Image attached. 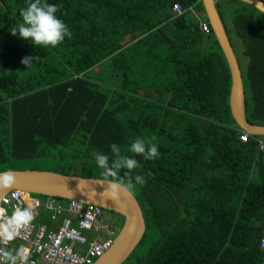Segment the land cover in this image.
I'll return each mask as SVG.
<instances>
[{
    "label": "trees",
    "instance_id": "trees-1",
    "mask_svg": "<svg viewBox=\"0 0 264 264\" xmlns=\"http://www.w3.org/2000/svg\"><path fill=\"white\" fill-rule=\"evenodd\" d=\"M28 2L0 0V164L63 160L60 173L113 179L93 153L111 162L115 143L140 164L131 183L126 170L120 176L145 227L121 264H264V153L256 142L264 136L238 138L227 64L201 0H46L71 32L55 47L11 34ZM231 2L247 58L244 114L264 125V15L240 0H217L222 23L219 7ZM25 56L33 57L28 66ZM137 137L155 143L159 156L128 151ZM9 164L0 170L18 169ZM137 174L145 184L135 183ZM106 211L121 218L120 228L123 217ZM47 217L40 211L36 221L49 224Z\"/></svg>",
    "mask_w": 264,
    "mask_h": 264
},
{
    "label": "water",
    "instance_id": "water-1",
    "mask_svg": "<svg viewBox=\"0 0 264 264\" xmlns=\"http://www.w3.org/2000/svg\"><path fill=\"white\" fill-rule=\"evenodd\" d=\"M217 0H201L203 13L226 61L229 72L228 106L236 126L252 134L264 136V125L251 124L244 114V97L241 72L227 33L215 8ZM256 8L264 15L262 0H240ZM14 174V183L7 188H0V196L10 188L23 192L46 196L76 199L94 203L105 210L114 211L123 217L122 224L114 236L110 247L92 264H121L139 242L144 232V219L141 209L133 194L122 185L118 199L106 195L112 179L84 177L47 170L8 169L0 173Z\"/></svg>",
    "mask_w": 264,
    "mask_h": 264
},
{
    "label": "built area",
    "instance_id": "built-area-1",
    "mask_svg": "<svg viewBox=\"0 0 264 264\" xmlns=\"http://www.w3.org/2000/svg\"><path fill=\"white\" fill-rule=\"evenodd\" d=\"M171 11L179 14L181 6L174 3ZM199 28L204 33L209 31L206 21H200ZM247 137L243 130L238 134L241 141ZM256 142L258 150L264 153V138L256 137ZM16 207L31 208L33 220L14 240L0 243V248L26 254L27 264H92L110 247L115 235L113 227L102 222V208L94 203L76 199L60 201L54 196L42 199L10 188L0 196V208L5 216H11ZM39 209L46 212L52 224L36 221ZM259 246L264 249V228Z\"/></svg>",
    "mask_w": 264,
    "mask_h": 264
},
{
    "label": "clouds",
    "instance_id": "clouds-1",
    "mask_svg": "<svg viewBox=\"0 0 264 264\" xmlns=\"http://www.w3.org/2000/svg\"><path fill=\"white\" fill-rule=\"evenodd\" d=\"M58 6L49 4L46 0H29L26 7L20 9L22 22L11 28L13 36L19 34L24 40H28L36 46H52L60 44L65 36H71L66 24L56 16ZM33 57L25 56L21 63L29 65ZM113 159L102 152H94L97 166L103 170L105 177H112L109 182L106 195L111 199H118L122 188L121 170H126L124 176L131 183V172L140 167L139 162L132 156L122 155L120 147L113 143L110 145ZM128 151L142 156L145 160H151L159 156L158 146L146 138H135ZM135 183L143 185L146 183L142 175H135ZM15 181L11 172L0 173V188L10 187ZM33 220L31 208L16 207L11 216L4 215V209L0 208V243L7 244L20 235V230L25 228ZM26 254L13 253L10 250L0 248V264H27Z\"/></svg>",
    "mask_w": 264,
    "mask_h": 264
},
{
    "label": "rangeland",
    "instance_id": "rangeland-1",
    "mask_svg": "<svg viewBox=\"0 0 264 264\" xmlns=\"http://www.w3.org/2000/svg\"><path fill=\"white\" fill-rule=\"evenodd\" d=\"M234 4L235 3L231 2V3L227 4L226 8L224 7V5H221L219 7V9L222 11L223 23H224L227 35L229 37L231 47H232L233 52L236 56V59L238 60V64H239V67L241 69V72H243L245 69L247 58L242 53V44H241L239 38L234 34V31H233L232 25H231V19H230L231 11L235 7ZM128 38H129V36L125 35V40H127ZM8 163H11V164H9V166H13V167L18 168L16 170L33 169L31 167H36V168H34L35 170L36 169L37 170H47V171H55V172H59V173L67 170L65 168V164H64L63 160H56L55 161V160H49V159H35V160H28L27 159V160H14V161L12 160L10 162L1 163L0 169L7 167ZM38 168H41V169H38ZM4 170H6V169H4ZM0 171H3V170H0ZM103 219H104V222L110 221V225L113 226L114 230H116L115 228H117V225L119 226V223L121 221V218L118 217L115 213L107 212L106 210H104V212H103ZM113 219L114 220L117 219V222L114 221ZM141 250H143V248L141 246L136 247L134 252L139 253Z\"/></svg>",
    "mask_w": 264,
    "mask_h": 264
},
{
    "label": "crops",
    "instance_id": "crops-1",
    "mask_svg": "<svg viewBox=\"0 0 264 264\" xmlns=\"http://www.w3.org/2000/svg\"><path fill=\"white\" fill-rule=\"evenodd\" d=\"M259 136H261V135H259ZM35 168H36V167H35ZM38 169H41V168H38ZM40 211H43V210H42V209H39V212H40ZM47 218H48V217H47ZM48 222H49V221H43V223H48ZM108 222H109L108 224L110 225V221H108ZM49 224H52L51 221H50ZM116 229H118V225H117V228H116Z\"/></svg>",
    "mask_w": 264,
    "mask_h": 264
},
{
    "label": "bare ground",
    "instance_id": "bare-ground-1",
    "mask_svg": "<svg viewBox=\"0 0 264 264\" xmlns=\"http://www.w3.org/2000/svg\"><path fill=\"white\" fill-rule=\"evenodd\" d=\"M102 210H103V212H104L105 209L102 208ZM102 222H104L103 215H102ZM105 223L108 224L109 222L107 221V222H105ZM108 225H109V224H108ZM112 227H113V226H112ZM115 229H116V228H115ZM118 230H119V229H118ZM118 230H117V229L115 230V235L117 234ZM115 235H114V236H115Z\"/></svg>",
    "mask_w": 264,
    "mask_h": 264
},
{
    "label": "flooded vegetation",
    "instance_id": "flooded-vegetation-1",
    "mask_svg": "<svg viewBox=\"0 0 264 264\" xmlns=\"http://www.w3.org/2000/svg\"><path fill=\"white\" fill-rule=\"evenodd\" d=\"M113 220H114V219H113ZM114 221H116V222H117V219H115ZM118 229H119V228H118ZM118 229H117V230H118Z\"/></svg>",
    "mask_w": 264,
    "mask_h": 264
}]
</instances>
